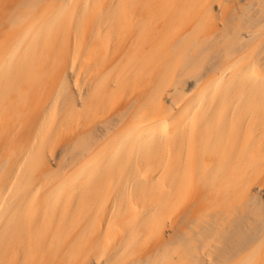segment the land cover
<instances>
[{
    "label": "bare ground",
    "instance_id": "1",
    "mask_svg": "<svg viewBox=\"0 0 264 264\" xmlns=\"http://www.w3.org/2000/svg\"><path fill=\"white\" fill-rule=\"evenodd\" d=\"M0 264H264V0H0Z\"/></svg>",
    "mask_w": 264,
    "mask_h": 264
}]
</instances>
